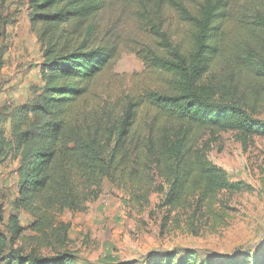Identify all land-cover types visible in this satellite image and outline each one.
Instances as JSON below:
<instances>
[{"label":"trees","instance_id":"1","mask_svg":"<svg viewBox=\"0 0 264 264\" xmlns=\"http://www.w3.org/2000/svg\"><path fill=\"white\" fill-rule=\"evenodd\" d=\"M263 7L264 0H28L41 87L16 110L11 140L0 133V162H18L12 208L33 218L32 235L10 217L4 263L78 264L58 217L85 212L104 182L133 203L148 205L156 191L167 212L208 216L217 215L221 193L250 191L213 165L200 141L204 132L236 133L243 144L264 136L254 118L264 111ZM119 33L136 40L127 49L151 83L114 113L97 98L124 49ZM6 243L0 239L1 251Z\"/></svg>","mask_w":264,"mask_h":264},{"label":"rangeland","instance_id":"2","mask_svg":"<svg viewBox=\"0 0 264 264\" xmlns=\"http://www.w3.org/2000/svg\"><path fill=\"white\" fill-rule=\"evenodd\" d=\"M198 0H190L196 4ZM264 8V7H263ZM28 0H0V133L11 140L14 114L27 104L41 87V48L28 20ZM172 29L180 30L175 21ZM127 27V26H126ZM125 29V28H124ZM123 51L116 61L110 81L98 89L97 103L119 112L131 92L150 80L145 67L128 46L136 40L119 33ZM264 127V111L256 117ZM141 119H143L141 117ZM209 144L208 160L222 169L232 182H243L250 191L221 193L216 216L193 214L190 208L167 212L162 195L149 194L148 205L130 202L128 196L108 182L97 200L85 212L65 211L58 217L69 226L65 250L76 253L78 264H146L149 260L180 264H264V136L243 144L236 133L211 136L204 132L200 141ZM18 162L9 155L0 162V264L10 251L9 218L14 216L24 236L33 218L16 212L12 204L18 190ZM155 186L160 181L154 178ZM215 217H217L215 219ZM21 243L15 241L13 249ZM47 256L49 249H42Z\"/></svg>","mask_w":264,"mask_h":264}]
</instances>
